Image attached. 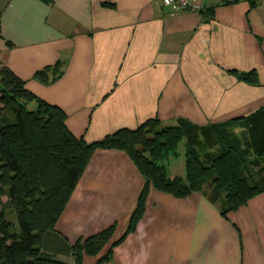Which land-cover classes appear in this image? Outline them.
Listing matches in <instances>:
<instances>
[{"label":"crops","instance_id":"crops-1","mask_svg":"<svg viewBox=\"0 0 264 264\" xmlns=\"http://www.w3.org/2000/svg\"><path fill=\"white\" fill-rule=\"evenodd\" d=\"M197 5L174 12L161 0H0V68L60 108L86 143L149 119L206 126L247 117L264 107V0ZM59 61V79L35 80ZM232 71H255L259 85ZM140 187L124 153L97 151L42 250L73 264L79 239L112 225L121 236ZM105 264H264V193L223 215L205 189L183 199L149 190L135 231Z\"/></svg>","mask_w":264,"mask_h":264},{"label":"trees","instance_id":"trees-1","mask_svg":"<svg viewBox=\"0 0 264 264\" xmlns=\"http://www.w3.org/2000/svg\"><path fill=\"white\" fill-rule=\"evenodd\" d=\"M64 69L59 61L34 78L51 84ZM231 74L259 85L255 71ZM65 119L60 108L37 98L8 68H0V264H66L45 253L42 244L100 150L124 153L141 187L124 233L118 237L112 225L79 239L70 249L73 264H81L84 257L96 258L95 264L110 261L114 247L135 231L149 190L183 199L205 189L223 215L264 193V107L218 125L197 126L185 119L163 125L149 119L134 130L120 129L92 143L75 138ZM181 142L185 176L170 177L167 163L177 156ZM5 210L13 212L14 223L6 222ZM16 224L18 232H11Z\"/></svg>","mask_w":264,"mask_h":264},{"label":"rangeland","instance_id":"rangeland-1","mask_svg":"<svg viewBox=\"0 0 264 264\" xmlns=\"http://www.w3.org/2000/svg\"><path fill=\"white\" fill-rule=\"evenodd\" d=\"M238 135L240 136L242 134H238ZM167 169H168L169 175H176V176L180 175V177H184L185 176L184 158H183V144H182V142L177 147V156L175 158H171V159L168 160ZM5 200H6V198L3 199V201H5ZM4 218H5L6 222L14 223V214H13V212L11 210H5L4 211ZM10 231L11 232L12 231L13 232H18L17 224L14 225L12 227V229H10ZM114 237H115V235H114ZM82 263H83V260H82Z\"/></svg>","mask_w":264,"mask_h":264},{"label":"built area","instance_id":"built-area-1","mask_svg":"<svg viewBox=\"0 0 264 264\" xmlns=\"http://www.w3.org/2000/svg\"><path fill=\"white\" fill-rule=\"evenodd\" d=\"M164 7H171L174 12L198 10L197 0H161Z\"/></svg>","mask_w":264,"mask_h":264}]
</instances>
